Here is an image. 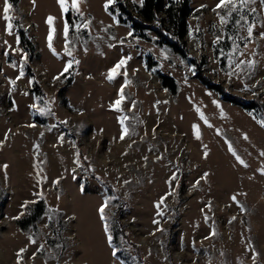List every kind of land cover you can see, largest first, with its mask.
<instances>
[{
	"label": "rangeland",
	"instance_id": "1",
	"mask_svg": "<svg viewBox=\"0 0 264 264\" xmlns=\"http://www.w3.org/2000/svg\"><path fill=\"white\" fill-rule=\"evenodd\" d=\"M142 1L125 0L132 14ZM188 1L186 47L203 73L232 95L264 103V39L259 36L264 7L259 0L252 5L257 12L249 15L250 22H257L252 42L245 49L237 41L244 55L236 54L237 60H253L254 67L231 76L221 50L229 52L228 37L247 36L246 30L238 29L235 15L220 26L212 11L218 0ZM4 2L0 0V264H17L20 249H25L20 264H264L262 119L203 85L189 59L160 45L155 32H146L149 40L133 37L131 25L109 12L115 2L106 10L107 0H81V16L68 0L72 56L65 53L67 13L57 0H20L10 13L12 34L6 31ZM49 16L54 17L51 28ZM76 25H81L79 31ZM19 26L34 46L31 59ZM50 30L56 54L48 47ZM217 36L222 37L219 43ZM25 53L24 75L17 79ZM147 56L158 65L150 69ZM121 59L126 65L109 81V70ZM69 60L79 63L61 75ZM125 71L131 83L124 88L123 111L117 112L112 104ZM159 74L175 79L176 94L163 87ZM35 82L45 94L42 101L33 91ZM33 104L53 114L42 115ZM122 115L129 117V135L123 140ZM79 154L91 172L82 171ZM109 188L125 206L122 212L114 197L106 209L111 245L98 212L113 197ZM161 197H166L163 215H157ZM38 202L45 205L44 215L23 229L18 221ZM119 215L121 231L116 229Z\"/></svg>",
	"mask_w": 264,
	"mask_h": 264
},
{
	"label": "trees",
	"instance_id": "2",
	"mask_svg": "<svg viewBox=\"0 0 264 264\" xmlns=\"http://www.w3.org/2000/svg\"><path fill=\"white\" fill-rule=\"evenodd\" d=\"M20 0H10L13 4V9H16L19 5ZM116 6H110L109 12L113 15H117V19L122 24H130L132 27L133 37H139L142 39L149 40L147 31H153L158 36V43L163 46L171 48L175 53L186 57L195 66L196 78L205 85L207 88L216 91L221 98L234 105L242 108L243 110L254 113L261 119H264V103L260 100H246L239 96H235L227 92L220 84L214 83L208 76H206L201 67L202 65L197 59L190 54L186 47V35L188 33L187 15L189 12V1L188 0H172L167 5H164V0H143L141 7L137 8V14L129 12L125 0H114ZM70 28L73 25L71 20L70 12L66 14ZM18 34L22 45L29 54L30 59L35 57L34 46L30 39L27 37V33L24 29L18 28ZM147 66L152 69L158 65V62L151 56L146 58ZM30 71V68L28 69ZM163 87L171 94L177 93V83L174 78L159 74ZM33 91L39 101L45 99V94L42 92L39 84L35 82ZM78 162L82 171L91 172V167L88 162L84 159L81 154L78 155ZM93 176V172H92ZM109 187L108 184H106ZM113 197L117 200L119 208L123 212L125 209L124 201L116 196L112 188H109ZM45 205L43 202L35 204L34 208L29 214L18 221V224L26 229L36 224L41 217L44 215ZM118 230H122L121 215L118 216ZM124 233V230L122 231ZM115 235V234H114ZM113 235V236H114Z\"/></svg>",
	"mask_w": 264,
	"mask_h": 264
},
{
	"label": "snow or ice",
	"instance_id": "3",
	"mask_svg": "<svg viewBox=\"0 0 264 264\" xmlns=\"http://www.w3.org/2000/svg\"><path fill=\"white\" fill-rule=\"evenodd\" d=\"M35 2V0H33V3ZM58 4L60 5V8L62 10L63 13H68L69 12V7H68V0H57ZM81 0H71V10L74 13H77L79 15H83L80 12V5ZM257 0H218V3L216 4L215 8L212 9V11L217 15L218 19H219V23L220 26L223 28L224 26L228 25L229 21L233 18V16L235 15L236 17H238L235 20V24L238 26L239 28H243L246 30L247 32V36H230L228 37V39H230L232 41V46H231V50L227 53H224L223 50H221V55L225 56L227 58L228 61V65L229 68L231 69L228 73L229 76L234 75V74H238L239 72L244 71L245 68H252L254 67L255 62L253 60H237L236 59V54L239 53L240 56L244 55V52H242L240 50V44L237 43V41H243L244 42V48L247 49L248 44L252 42V37L254 34V29L257 27V22L255 19L251 20V22L249 21V15L251 14H255L257 12V9L255 7H252V5L256 4ZM114 0H107L106 4H105V9L107 10L108 6L113 4ZM259 3L262 7H264V0H259ZM201 7H205L204 5H202ZM13 9V4L10 3V0H5L4 2V6H3V19L6 22V31L9 32V34H12V30H13V20L14 17L12 15H10L11 11ZM54 21V17L49 16L47 19V23L49 24L50 28L51 25L53 24ZM243 22V23H242ZM90 24V21L84 23L82 25L83 28H88ZM264 26V25H262ZM81 25H76V29L77 31H79ZM199 30V29H197ZM63 33H64V38H65V53L68 56H72V50L69 47V24L67 22V20H65L64 23V29H63ZM191 35V32L189 33ZM129 35H131V33H129ZM259 36L261 39H264V32H260ZM221 36H217L216 37V43H219V41L221 40ZM52 39H53V35H52V31L50 30L49 35H48V47L50 50L53 51L54 54H56L55 49L52 46ZM17 43H19V38H17ZM27 60V54H24L23 57V61L21 63V71H20V76L17 77V79H19L20 77H22L24 75L23 72V63L26 62ZM73 63L78 64L79 61L78 60H69L67 62V64L65 65L64 68V72L61 73V75H63L64 73L68 72L69 69L73 66ZM127 63L126 59H121L117 64L114 65L113 68H111L109 70V73L107 75V79L109 81H112L117 75L120 74L119 70L124 67ZM234 65V67H233ZM14 66V65H13ZM124 76V84L121 86L120 91H119V98L116 99L114 101V103L112 104V107L117 111V112H122L123 109L121 107L123 101L126 99L125 95H124V88L131 83L130 80L127 79V72L125 71L123 73ZM56 79H59V76L56 77ZM10 83H12L13 85H15V80L11 81ZM39 99V98H38ZM134 105V102H133ZM32 108L36 109L37 111H39L42 115L43 114H53L51 113V110L48 108H44V109H40L37 107L36 104L31 105ZM197 112H200V109L197 108ZM201 119H205L203 113H200ZM129 119L128 116L122 115L118 118L119 123L121 125V135H120V139L123 140L127 135H129V128L126 126V121ZM205 122L206 119H205ZM260 125L262 127H264V119L259 121ZM29 127H34V125H29ZM194 131H195V135L197 139H200V133H199V129L198 126H194ZM62 139V138H61ZM245 139H247V136H245ZM2 143V142H0ZM38 147V145H37ZM229 151L232 152L233 156H235L236 160L247 167V165L245 164V161L243 159L240 158L239 155L236 154V152L232 149L231 145H229ZM261 156H264V151H262L260 153ZM205 156H207V153H205ZM146 159V158H145ZM5 168L7 167V165L4 166ZM36 167H39L38 165ZM40 171H42V169H40ZM261 173L264 174V168L260 169ZM39 172L37 173V176H39ZM207 175V174H205ZM39 183V180L37 181ZM54 183L58 184L59 181H54ZM124 183H129V181H125ZM197 183H199V181H197ZM38 196H40L41 198H43L42 193H37ZM168 195H172V193H168ZM114 197H110L108 199H106L104 201V203L100 206V208L98 209L99 212V216L100 219L102 221H104V231L107 235V240L109 245H111L112 243V236L109 232V225L107 223V216H106V209L111 201V199H113ZM166 197H161L160 201H158L155 205V207L157 208V215H163V212L160 211L161 209V205L164 204ZM233 200H236V197L233 196L232 197ZM27 204V202H26ZM26 204L24 206H26ZM23 214V213H22ZM21 214V215H22ZM20 217H14L13 219H19ZM233 220H235V217L232 218ZM153 223H159V221L154 220ZM213 235H215V232L212 233ZM31 243L36 244L37 241L35 239H32L30 237ZM43 246L40 245L39 248H42ZM39 248L37 250H39ZM25 249H20V252L17 254L18 255V261L17 264H20V260L23 259L22 254L24 253ZM112 255L116 256L117 255V251L115 249H113L112 251ZM34 258V256H33Z\"/></svg>",
	"mask_w": 264,
	"mask_h": 264
}]
</instances>
